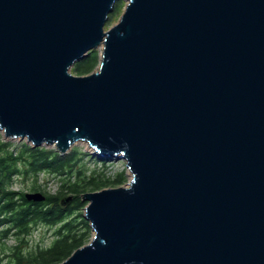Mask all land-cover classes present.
I'll return each mask as SVG.
<instances>
[{"label": "water", "instance_id": "obj_1", "mask_svg": "<svg viewBox=\"0 0 264 264\" xmlns=\"http://www.w3.org/2000/svg\"><path fill=\"white\" fill-rule=\"evenodd\" d=\"M119 1L0 0L4 136L133 177L83 196L95 235L59 264H264V0H126L106 30Z\"/></svg>", "mask_w": 264, "mask_h": 264}, {"label": "trees", "instance_id": "obj_2", "mask_svg": "<svg viewBox=\"0 0 264 264\" xmlns=\"http://www.w3.org/2000/svg\"><path fill=\"white\" fill-rule=\"evenodd\" d=\"M120 7L119 2L115 15H119ZM98 59L97 51L90 52L76 64L73 72L80 76L92 73ZM11 145L0 139V249L7 259L6 264L62 263L90 240L92 228L83 216L87 206L83 196L110 186L122 187L126 181L124 174L112 180L96 172L88 175L79 167L81 158L77 152L63 156L55 150L29 145L14 152L10 150ZM41 175L61 180L57 193L45 191L39 184ZM15 178L30 181V191L44 193L45 201H29L25 193L12 190ZM39 225L55 228V239L49 247L30 245L32 231ZM11 237L17 240L14 247L6 244Z\"/></svg>", "mask_w": 264, "mask_h": 264}, {"label": "rangeland", "instance_id": "obj_3", "mask_svg": "<svg viewBox=\"0 0 264 264\" xmlns=\"http://www.w3.org/2000/svg\"><path fill=\"white\" fill-rule=\"evenodd\" d=\"M119 2L121 4V7L119 8V15L118 14L115 15V12H113L111 14L110 20L106 25V30H108L109 28L116 25L120 21L121 16L125 12V8H126L128 2L126 0H122ZM96 51L99 53V59H98V64H97L96 68L94 69V71L97 70V68L100 65V61H101V50H96ZM72 73L75 76H80L74 72H72ZM0 139L2 140V142L11 143L12 145L10 147L11 148L10 150L14 151V152L19 151L21 149V147H23L24 145H29L31 147H34L26 139L25 140H20V139L9 140V139H7L1 130H0ZM39 148H44V149L49 150V151L55 150L56 152H58L54 146L43 145V146H40ZM71 152H77L80 155L79 157L81 158V160H80V166L79 167H82L84 169V171L87 172L88 175H91L94 172H96L97 175H102V176H105V178H111V180H112V179H115L118 174H124L126 181H125V184H123L122 186L129 185L130 182L132 181L133 177L131 175V171L128 168V164H127L126 160H123V159L118 160L116 157L113 158V157H109V156L108 157L107 156L101 157L95 152V150H93L85 142H79V143L73 145L71 147L70 151L66 154H69ZM60 183H61V180L58 177H53V176H48V175H41L40 179H39V184L49 194L57 193ZM30 188H31V182L30 181L26 182L24 179H21V178H19V179L15 178L13 180L12 187H11V189L16 191V192H23L25 194L34 193V192L30 191L31 190ZM110 188H116V186H110ZM91 192H93V191H89L88 193H91ZM42 194H44V193H42ZM83 202L85 204H87V206H88L89 202H86L84 200H83ZM86 207H85V209H83V216L84 217L86 216ZM94 235H95V231L92 230L90 240L86 245H88L92 242ZM54 239H55V228L47 227L45 225H39L37 228H35L32 231V234L30 237V245L32 247L42 245L43 247L46 248V247H49L53 243ZM16 243H17V240L14 237H11L6 241V244L8 247H14L16 245ZM0 261H2V264L7 263V259L4 258V255L1 252V249H0Z\"/></svg>", "mask_w": 264, "mask_h": 264}, {"label": "bare ground", "instance_id": "obj_4", "mask_svg": "<svg viewBox=\"0 0 264 264\" xmlns=\"http://www.w3.org/2000/svg\"><path fill=\"white\" fill-rule=\"evenodd\" d=\"M102 50H103V49L101 48V53H102ZM77 143H79V142H77ZM77 143H76V144H77ZM85 143H86V142H85ZM74 145H75V144H74ZM131 175H132V173H131Z\"/></svg>", "mask_w": 264, "mask_h": 264}]
</instances>
